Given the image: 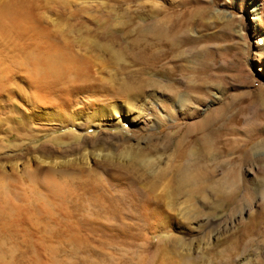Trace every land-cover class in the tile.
I'll use <instances>...</instances> for the list:
<instances>
[{
	"label": "rangeland",
	"instance_id": "374dc122",
	"mask_svg": "<svg viewBox=\"0 0 264 264\" xmlns=\"http://www.w3.org/2000/svg\"><path fill=\"white\" fill-rule=\"evenodd\" d=\"M253 2L264 4V0H0V264H146L147 254L151 256L147 247H153L149 243L151 238L158 240L170 233L178 236L179 232L173 227L169 228L170 232L166 229L150 232L148 211L140 204L139 192L127 188V184H123L125 187L118 192H112L114 202L96 198L95 192H88L95 178L102 181L104 173L95 172L92 176L72 177L71 180L60 178L61 169L58 167L55 171L66 189L64 193H56L48 177L44 178L50 165L32 157L36 147L46 139L45 136L38 140L36 135L42 133L37 130L42 125L39 123H45L47 119H36L29 103L34 101L39 90L46 95L53 90L71 88L86 75L107 82L117 66L110 62L106 51L94 49L90 43L85 46L86 42L82 43L85 37L99 36L100 43H112L121 49L125 59L130 61L122 63V70L127 68L126 73H130L135 68L137 72L142 63L135 62L140 59L139 54L147 39L135 40L134 32L126 34V31L141 23L147 26V11L161 7L164 10L162 17L166 16L167 20L200 23L193 26L190 34L198 39L199 46L205 48L206 53L203 57L201 54L192 58V61L181 62L185 77L191 75L201 82L214 74L220 89L212 91L213 94L193 115L174 113L160 123L152 121L153 116L148 115L150 121L144 126L133 123L135 126L122 124L109 129L114 133L120 129H125L129 135L135 133L133 142L178 136V129L185 132L190 124L228 103L233 95L247 98L260 87L264 88V13L253 11ZM109 28L113 30L111 33L103 30ZM60 49L66 50L67 54H70L68 51L84 54L85 68L69 71L61 79L40 77L37 70L41 62ZM163 96V103L148 100L153 103L150 106L161 113L165 109L163 104L171 102V98ZM68 128L52 132L53 142ZM100 132L94 127L88 133ZM260 136L264 137V132ZM55 151L60 153V149ZM257 155L264 158V149ZM24 158L30 161L29 165ZM38 164L43 169H37ZM93 165L98 167L96 163ZM30 174L33 175L30 177ZM108 177L112 180V176ZM86 186L89 188L84 189ZM255 200L258 198L242 208L241 222L232 224L227 233L215 241V249H218L214 253L216 261L222 259L218 252L229 248L227 239L236 236L235 233L239 235L242 226L254 222L255 242L242 245L241 252L232 257L231 262L264 264V259L257 258L259 253L264 256V218L255 217L261 211L260 201L256 203ZM238 214L227 208L217 211L210 221H231L232 216L237 219ZM117 219L124 224L133 223L134 233L128 236L121 229L117 233L113 227ZM145 243L146 249L143 248Z\"/></svg>",
	"mask_w": 264,
	"mask_h": 264
},
{
	"label": "bare ground",
	"instance_id": "6f19581e",
	"mask_svg": "<svg viewBox=\"0 0 264 264\" xmlns=\"http://www.w3.org/2000/svg\"><path fill=\"white\" fill-rule=\"evenodd\" d=\"M251 8L264 13V4L253 2ZM163 13L161 7L147 11V26L141 23L126 31V34L134 32L135 40L147 39L145 48L139 54L140 59L136 62L133 59L138 65L140 61L142 63L137 72L132 68L134 74H131L132 70L126 73L127 68L122 70V63L128 59L112 43H100L99 36L85 37V41H81L83 44L86 42L87 47L90 43L94 49L106 51L110 62L117 67L113 68L107 82L86 75L74 87L53 90L46 95L40 90L36 92L29 106L36 119L46 117L47 122H40L42 125L37 127L41 135H36L38 140H43L45 136L46 139L36 147L32 157L50 165L49 169L46 168L48 171L45 169L44 178L48 177L56 193H64L66 189L55 171L58 167L61 169L60 178L71 180L92 176L95 172L104 173V180L95 178L98 183L94 180L90 188H84H89L88 192H95L93 195L103 200L114 202L112 192H118L123 184L138 191L140 204L148 211L150 232H162L163 229L170 232V227L179 232L178 236L170 233L158 240L151 238L149 243L153 247H147L151 256L147 254L146 264H232V257L241 252L242 245L255 242L253 229L256 223L242 226L239 235L235 233L236 236L232 235L229 239L225 237L229 248L218 252L221 261L214 259V253L218 251L215 241L232 224L241 222L242 208L255 198H258L256 203L260 201L258 205H261V211L255 217L264 218V158L257 155L264 149V137L260 136L264 132V88L260 87L247 98L233 95L224 106L190 124L185 132L178 129V136L133 142L135 133L129 135L125 129L114 133L109 129L122 124L135 126L133 123L144 126L150 121L148 115H152V121L157 123L174 116V113L193 115L213 94L212 91L220 89L214 74L201 82L191 75L185 77L181 62L192 61V58L201 54L203 57L206 53L205 48L199 46L198 39L190 34L193 26L200 23L167 20L166 16L162 17ZM103 30L106 33L113 31L110 28ZM64 51L60 49L39 63L38 75L61 79L69 71L85 68L84 54H71L70 51L67 54ZM163 95L171 98V102L163 104L165 109L161 113L154 110L151 107L153 103L148 100L161 101ZM67 126L68 130L53 142L55 138L50 134ZM94 127L101 132L89 134ZM29 149L33 151V148ZM55 149H60V153ZM93 163L98 167H92ZM38 166L37 169L41 168ZM247 174H251L250 177ZM108 176H112V180ZM227 208L232 209L233 214L239 212L238 218L232 219V216L231 221L217 223L210 221L217 211ZM145 221L147 226V218ZM113 227L117 233L121 229L127 235L133 234L132 229H135L133 223L124 224L120 219L115 220ZM257 258L261 260L264 256L259 253Z\"/></svg>",
	"mask_w": 264,
	"mask_h": 264
}]
</instances>
